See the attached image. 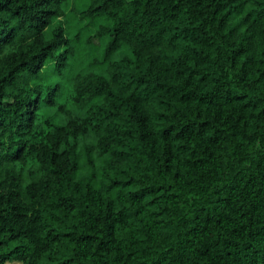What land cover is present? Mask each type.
I'll list each match as a JSON object with an SVG mask.
<instances>
[{"label": "trees", "instance_id": "obj_1", "mask_svg": "<svg viewBox=\"0 0 264 264\" xmlns=\"http://www.w3.org/2000/svg\"><path fill=\"white\" fill-rule=\"evenodd\" d=\"M0 264H264V0H0Z\"/></svg>", "mask_w": 264, "mask_h": 264}]
</instances>
